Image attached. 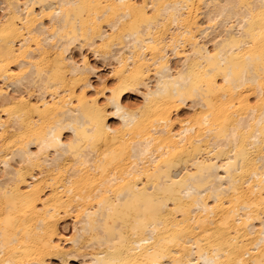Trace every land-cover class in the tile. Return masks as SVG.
<instances>
[{
	"label": "bare ground",
	"instance_id": "1",
	"mask_svg": "<svg viewBox=\"0 0 264 264\" xmlns=\"http://www.w3.org/2000/svg\"><path fill=\"white\" fill-rule=\"evenodd\" d=\"M263 152L264 0H0V264H264Z\"/></svg>",
	"mask_w": 264,
	"mask_h": 264
},
{
	"label": "rangeland",
	"instance_id": "2",
	"mask_svg": "<svg viewBox=\"0 0 264 264\" xmlns=\"http://www.w3.org/2000/svg\"><path fill=\"white\" fill-rule=\"evenodd\" d=\"M101 66H98V68H99V70L100 71H98L99 72V74H100V76L101 77H103V78H107L106 76H105V74L107 75V72L109 71V69L107 68V67H105V68H100ZM107 68V69H106ZM102 69V70H101ZM104 70V71H103ZM103 74V75H102ZM108 80V79H107ZM131 101V105H132V108L133 109H136L137 108V106L140 104V101L139 100H136L135 101V99H133V100H130ZM192 116H193V114H190V115H188L186 118L187 119H191L192 118ZM185 118V119H186ZM264 153V152H263ZM253 158H254V155L252 156ZM262 213H264V207L262 208ZM68 223H67V225H68V227H67V234H69L70 233V221H67Z\"/></svg>",
	"mask_w": 264,
	"mask_h": 264
}]
</instances>
